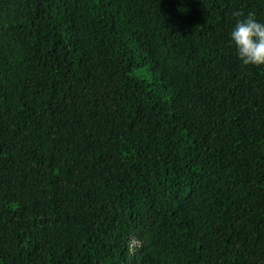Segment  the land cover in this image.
<instances>
[{"label":"trees","instance_id":"16d2710c","mask_svg":"<svg viewBox=\"0 0 264 264\" xmlns=\"http://www.w3.org/2000/svg\"><path fill=\"white\" fill-rule=\"evenodd\" d=\"M236 12L264 0H0V264H264Z\"/></svg>","mask_w":264,"mask_h":264},{"label":"clouds","instance_id":"9594fccd","mask_svg":"<svg viewBox=\"0 0 264 264\" xmlns=\"http://www.w3.org/2000/svg\"><path fill=\"white\" fill-rule=\"evenodd\" d=\"M233 15L239 18L229 33V42L237 59L246 67L264 65V21L254 14L241 17L236 12Z\"/></svg>","mask_w":264,"mask_h":264},{"label":"rangeland","instance_id":"374dc122","mask_svg":"<svg viewBox=\"0 0 264 264\" xmlns=\"http://www.w3.org/2000/svg\"><path fill=\"white\" fill-rule=\"evenodd\" d=\"M138 244L136 242L133 243V248L135 249V247L137 246Z\"/></svg>","mask_w":264,"mask_h":264}]
</instances>
